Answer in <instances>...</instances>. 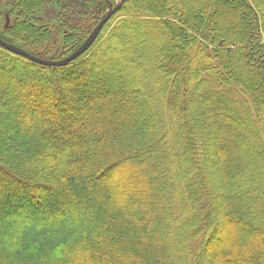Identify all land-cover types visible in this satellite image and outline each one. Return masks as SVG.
<instances>
[{
  "label": "trees",
  "instance_id": "1",
  "mask_svg": "<svg viewBox=\"0 0 264 264\" xmlns=\"http://www.w3.org/2000/svg\"><path fill=\"white\" fill-rule=\"evenodd\" d=\"M108 1L0 0L18 18L0 38L43 59L61 38L63 58ZM182 1L123 0L63 66L0 46V264H264V0ZM173 47L186 60L170 90ZM86 88L88 117L48 106Z\"/></svg>",
  "mask_w": 264,
  "mask_h": 264
},
{
  "label": "rangeland",
  "instance_id": "2",
  "mask_svg": "<svg viewBox=\"0 0 264 264\" xmlns=\"http://www.w3.org/2000/svg\"><path fill=\"white\" fill-rule=\"evenodd\" d=\"M119 0H112L111 2H109L110 4H111V6H114L115 4H116V2H118ZM182 1V0H181ZM232 2H234V0H232ZM182 3H183V1H182ZM107 7H108V4H107ZM16 14V13H15ZM39 18H42L41 16L39 17ZM16 19H18V18H16V16L15 15H13L12 14V11L10 10V8L8 7V5H6L5 3H4V5H0V34L1 33H4V31H8L9 30V28H10V26H12L13 24H14V21L16 20ZM29 20V19H28ZM226 24V23H225ZM224 24V25H225ZM225 29H230V25L229 24H226L225 26ZM232 27V26H231ZM101 31V30H100ZM100 31L98 32V34H97V36L99 35V33H100ZM30 34V33H29ZM97 36L95 37V39L94 40H96V38H97ZM123 36V34H119L118 36H117V38H118V40H124V38L122 37ZM79 37V36H78ZM168 39V38H167ZM0 40H2L1 38H0ZM2 41H5V40H2ZM167 41H170L169 39L167 40ZM8 42V41H7ZM63 42V40L61 41V38H59V40L54 44V46H53V50H52V52H51V57L50 58H47V59H45V60H59V58L61 59V56L63 55V54H65V52L66 51H64V44L62 43ZM8 43H10V42H8ZM11 44H13V43H11ZM13 45H15V46H17L16 44H13ZM92 45V44H91ZM1 46V45H0ZM3 47V46H2ZM19 47V46H18ZM89 48V47H88ZM87 48V49H88ZM86 49V50H87ZM144 51H147V47L145 46V47H143L142 48ZM168 48H166L165 49V52L166 53H168V51H170V53H174L173 54V57H170V62L171 63H169V68H171V70L169 71V72H167L168 73V76H169V84H168V87H169V89L170 90H172L173 88H174V86H175V84L177 85V78H179V77H181V72H176L175 73V69H174V67H175V64H177V63H179V62H181V61H184V60H186V57H185V55L184 54H180V52L178 53V50H176L175 49V47H173L172 49H169V50H167ZM85 50V51H86ZM227 50H230V48H228ZM137 48H136V46L134 45V47H132L131 48V52H132V54H135V53H137ZM11 52H13V51H11ZM14 53V52H13ZM29 53V52H28ZM16 54V53H15ZM30 54V53H29ZM82 54V53H81ZM80 54V55H81ZM153 54H155V53H153ZM30 55H33V54H30ZM179 55H180V57H179ZM21 56V55H20ZM34 56V55H33ZM22 57H24V56H22ZM36 57H38V56H36ZM24 58H26V57H24ZM40 58V57H39ZM27 59V58H26ZM43 59V58H42ZM158 59H159V57H158V55L157 54H155L154 55V57H153V59H152V62H154L155 60L156 61H158ZM29 60V59H28ZM31 61V60H30ZM187 61H191V58H189ZM136 59L135 58H133V60L131 61V63H130V67H135V65H136ZM40 64V63H39ZM168 67V66H167ZM135 69V68H134ZM133 74V73H132ZM117 75V74H116ZM180 79V78H179ZM179 87V86H178ZM48 90L50 89V88H47ZM47 89H44L43 91H42V94L43 95H41L43 98H45V97H49V95H50V93H49V91H47ZM88 89L86 88L85 89V91H83V93L79 96V97H77V99H76V95H75V103H73V104H68V105H65L64 103H62V105H61V107L63 106V108H61L60 110H57L56 108L57 107H54L53 105H50V104H48V106L50 107V109L53 111V112H55V114L57 115V116H60V117H64V118H66V117H68L69 115H76V116H81V118H84V117H88V115H89V113H91V111L93 110L92 108H94V107H92L87 101H85V99H86V97L87 96H90V94H89V91H87ZM50 91H52L51 89H50ZM68 94V93H67ZM130 94H131V96H132V94L134 95V90L133 91H130ZM43 98H42V100H41V102H44V100H43ZM79 98V99H78ZM139 106H140V110H141V113L142 112H144L145 111V109L144 108H142V106H141V104H139ZM95 109H99V107L98 106H96L95 107ZM138 132H140V131H138ZM199 158L200 157H198V160H199ZM196 160V158L192 155V156H190V158H189V164L187 165V166H185L187 169H190L191 170V172H193L192 174H191V181H192V183H191V185H190V187H191V194H194V195H196L197 196V194H200V196H202V186H206V187H208V184L210 183V181H211V176H210V173L205 169L204 170V174H203V172H202V180H200L199 179V176H198V173L196 172V169H195V161ZM199 163H201V160H199ZM114 166V165H113ZM125 169V168H124ZM108 170V169H107ZM112 169L111 170H109V171H106L105 170V168L102 170H97L96 171V173H95V176H96V178H98L99 180L100 179H104L105 178V176L106 177H110L111 175H112ZM119 176L120 175H118L117 177L119 178ZM184 182V181H183ZM182 182V183H183ZM36 195H37V197L39 198V199H41V200H43L44 199V194L42 193V192H40V191H38V192H36ZM17 196V199L19 200V202H21V203H23V205H25L26 207H28V208H31V209H34V210H37L38 208V206H36L33 202H32V200L27 196V194H25V193H22V194H17L16 195ZM20 196V197H19ZM13 197V196H12ZM16 199V198H15ZM194 199V198H193ZM193 201V200H192ZM190 201L189 200V202H187L186 204H185V208H184V213H181V217H186V218H188L189 219V217H193L192 215H193V213H194V211H195V207L199 204V203H202V201ZM186 202V201H185ZM196 204V205H195ZM182 210V209H181ZM182 212V211H181ZM176 225V224H175ZM189 226V225H188ZM171 228H173V226L171 227ZM165 232H167V233H164L165 234V236L167 235L168 237H171V235H172V230H165ZM229 233V232H228ZM213 239H212V241L211 242H214L215 241V239H217L218 238V240L220 239V240H230V241H232L231 240V237H229V235H227L226 234V236H224V235H220V233H215V235L212 237ZM217 241V240H216Z\"/></svg>",
  "mask_w": 264,
  "mask_h": 264
},
{
  "label": "water",
  "instance_id": "3",
  "mask_svg": "<svg viewBox=\"0 0 264 264\" xmlns=\"http://www.w3.org/2000/svg\"><path fill=\"white\" fill-rule=\"evenodd\" d=\"M123 0H119L114 6H111L110 3H108V7L104 15L101 17L99 22L95 25V27L92 29V31L89 33V35L85 38V40L81 43L79 47H77L73 52H71L66 57L60 59V60H45L33 55H30L25 50L19 48L18 46H15L11 43H8L6 41L0 40V45L4 48L13 51L14 53H17L18 55L24 56L27 59L40 63L42 65L47 66H62L66 65L67 63L73 61L75 58H77L81 53H83L94 41L95 37L97 36L98 32L101 30L104 23L111 17V15L119 9L121 6Z\"/></svg>",
  "mask_w": 264,
  "mask_h": 264
},
{
  "label": "bare ground",
  "instance_id": "4",
  "mask_svg": "<svg viewBox=\"0 0 264 264\" xmlns=\"http://www.w3.org/2000/svg\"><path fill=\"white\" fill-rule=\"evenodd\" d=\"M109 2V1H108ZM112 16V15H111ZM17 54V53H16ZM18 55V54H17Z\"/></svg>",
  "mask_w": 264,
  "mask_h": 264
}]
</instances>
